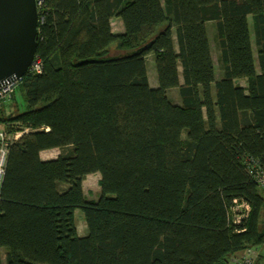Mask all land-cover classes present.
I'll use <instances>...</instances> for the list:
<instances>
[{"label": "trees", "instance_id": "trees-1", "mask_svg": "<svg viewBox=\"0 0 264 264\" xmlns=\"http://www.w3.org/2000/svg\"><path fill=\"white\" fill-rule=\"evenodd\" d=\"M39 9L42 72L17 87L26 109L0 117L8 132L28 128L9 147L0 186L5 264H228L264 244V190L246 169L251 158L264 165V0H43ZM112 16L123 33L111 31ZM55 147V159L40 158ZM93 172L95 201L81 185ZM234 199L250 208L239 223Z\"/></svg>", "mask_w": 264, "mask_h": 264}, {"label": "water", "instance_id": "water-1", "mask_svg": "<svg viewBox=\"0 0 264 264\" xmlns=\"http://www.w3.org/2000/svg\"><path fill=\"white\" fill-rule=\"evenodd\" d=\"M37 37L35 0H0V83L27 71L36 51Z\"/></svg>", "mask_w": 264, "mask_h": 264}, {"label": "built area", "instance_id": "built-area-1", "mask_svg": "<svg viewBox=\"0 0 264 264\" xmlns=\"http://www.w3.org/2000/svg\"><path fill=\"white\" fill-rule=\"evenodd\" d=\"M43 0H35L37 14L39 15V8L42 5ZM43 17L38 16V21H42ZM43 69V63L41 58L34 54L27 71L19 76H10L4 79L0 83V108L5 102H10L12 95L20 82L23 79V76L27 73H41ZM28 131L27 127L13 130L8 132L4 125H0V186L5 173V164L6 157L10 145L17 140L22 134ZM246 169L250 177L253 179L255 184L264 190V165L259 162L257 159H248ZM249 204L243 199H234L230 207L232 213V222L239 223L240 220L244 217H247L249 212ZM234 264H253L257 257L255 248H246L233 256Z\"/></svg>", "mask_w": 264, "mask_h": 264}, {"label": "crops", "instance_id": "crops-1", "mask_svg": "<svg viewBox=\"0 0 264 264\" xmlns=\"http://www.w3.org/2000/svg\"><path fill=\"white\" fill-rule=\"evenodd\" d=\"M114 21H117L121 24L120 29L113 30V22ZM247 22H248V28H249V35H250V42H251L252 55H253V59H254L255 71L259 73L260 67H259L258 59H257V48H256V44H255V39H254L253 24H252V19L249 21L248 16H247ZM110 26H111V31L115 34H121L124 32V26H123L122 20L119 17L112 16L110 18ZM205 28H206V34H207V39H208V43H209L211 60H212L213 67H214V78H215V80H218L221 77V69L219 66V51H218V48H217L216 42H215L214 23L211 21L205 22ZM173 41H174V47L176 49L177 47H176L174 33H173ZM150 54L152 55V60H153V54L149 53L148 55H150ZM146 57H145V59H146ZM146 61H147V59H146ZM178 72H179V76H178L179 82L182 83V76L180 74V72H181L180 66H178ZM147 75L149 76V74H147ZM148 81H149V84L151 87L157 86V83L155 84L154 80L150 82L149 77H148ZM235 83H237L241 87L246 86V81L244 78L236 79ZM174 90H175L174 87L170 88L167 91V95L169 96L170 93L173 94V92H170V91H174ZM14 93H15V91H14ZM175 94H176V97H174V98H176L178 101L177 92H175ZM13 96L14 95H12L11 101L13 100ZM11 101L9 103L14 104V102L13 101L11 102ZM177 101L175 103H179ZM14 106L15 105H13L12 107H14ZM59 153H60V150L55 147V148L44 149V150L40 151L39 156L42 160H49V159H55ZM99 179H100L99 172H93V173L87 174L85 176V178L82 180V183H81L82 192H83V196L86 200L95 201L98 199V197L100 195V187H99V183H98ZM60 188L61 189L65 188V185H61ZM74 223H75L77 235L79 237L85 236L87 234V226L85 223L83 211L79 208L74 210ZM263 223H264V218H263ZM255 251L257 253V258H256L257 262L259 264H264V244H260V245L256 246ZM228 264H234V259L230 258V261L228 262Z\"/></svg>", "mask_w": 264, "mask_h": 264}, {"label": "rangeland", "instance_id": "rangeland-1", "mask_svg": "<svg viewBox=\"0 0 264 264\" xmlns=\"http://www.w3.org/2000/svg\"><path fill=\"white\" fill-rule=\"evenodd\" d=\"M248 19H249V21L251 20V16L250 15H248ZM120 26H121V24L119 22H117V21H114L113 22V30L120 29ZM146 59H147V61H146L147 74H149L148 77L150 78V82L154 80L155 81V84H156L157 83V76H156V71H155L154 63H153V60H152V55L151 54L148 55L146 57ZM170 92H173V94L172 93L169 94V97L174 102L177 101V99L174 98V97H176L175 92H177V95H178V101L177 102L180 103V96L178 94L177 89L175 88L174 91H170ZM13 95L14 96H13V100L12 101L14 102V104L9 103V101L8 102H5L2 105V107L0 108V117H4V118L5 117H10V116L16 114L17 112H21V111H24L26 109V101L24 100L23 95H21L19 89H16L15 90V93ZM13 105H15V106L12 107ZM259 190L261 191L263 189L259 188ZM0 255H1L2 263L5 264V260H4V249L2 247H0Z\"/></svg>", "mask_w": 264, "mask_h": 264}]
</instances>
